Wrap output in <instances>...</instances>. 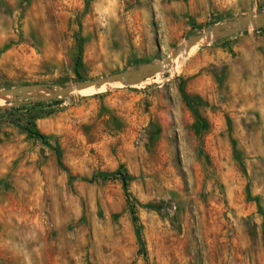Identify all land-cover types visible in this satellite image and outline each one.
<instances>
[{
  "label": "rangeland",
  "instance_id": "1",
  "mask_svg": "<svg viewBox=\"0 0 264 264\" xmlns=\"http://www.w3.org/2000/svg\"><path fill=\"white\" fill-rule=\"evenodd\" d=\"M262 11L264 0H0V90L157 62ZM189 51L140 83L0 103V264H264V27Z\"/></svg>",
  "mask_w": 264,
  "mask_h": 264
},
{
  "label": "water",
  "instance_id": "2",
  "mask_svg": "<svg viewBox=\"0 0 264 264\" xmlns=\"http://www.w3.org/2000/svg\"><path fill=\"white\" fill-rule=\"evenodd\" d=\"M253 25L257 28L264 27V11L260 13H250L242 15L226 24H216L206 31H202L190 37L187 42L177 49L171 55L157 62L141 63L137 67H131L124 71L115 72L109 76H103L98 79L78 81L68 86H60L49 83L37 82L26 83L18 87H12L0 90V97L7 98L11 96L17 104L28 100H51L63 97L76 89L86 86L99 85L105 82L121 81L124 84L140 83L146 78L162 71L166 64H172L173 60L181 53L190 50L196 43L206 39L211 41L217 37L232 36L236 33L245 31Z\"/></svg>",
  "mask_w": 264,
  "mask_h": 264
},
{
  "label": "trees",
  "instance_id": "3",
  "mask_svg": "<svg viewBox=\"0 0 264 264\" xmlns=\"http://www.w3.org/2000/svg\"><path fill=\"white\" fill-rule=\"evenodd\" d=\"M81 56H82V47L80 46V43H79V51H78V56H77V59H76V66H79L80 64V61H81ZM185 96L186 98L188 99L189 98V95L187 93H185ZM47 102L46 100H42V101H38L36 103V105H39V104H43ZM28 130L30 131V133L33 135V136H36V137H39L40 139H42L46 144L49 143L48 140H47V136L42 133L37 127L35 124H33L32 126L28 127ZM122 174V172H115V174ZM69 174V177L70 178H74V179H81L80 176H76V175H72L70 172L68 173ZM100 175H103V176H106L108 175V173L106 172H99ZM122 180L124 181V183L127 182V176L125 174H122ZM136 232H137V236H138V239L140 241L141 244H143V239H142V235H141V230H140V227L139 226H136Z\"/></svg>",
  "mask_w": 264,
  "mask_h": 264
},
{
  "label": "bare ground",
  "instance_id": "4",
  "mask_svg": "<svg viewBox=\"0 0 264 264\" xmlns=\"http://www.w3.org/2000/svg\"><path fill=\"white\" fill-rule=\"evenodd\" d=\"M204 40H206V39H204ZM193 48H194V46H193ZM188 52H190V51L189 50L188 51H185V52L181 53L180 56L181 57H184V56H186V54ZM181 57H179V58H181ZM176 60H177V58H175L173 60V63H174V61L176 63ZM173 63L172 64H166L165 67H164V69L173 66ZM112 83H114V84H121L122 82L120 80L119 81H115V82H105V83L99 84V85L86 86V87L81 88V89H76L75 91H79V92L85 93V94H93V93L102 91L105 87L110 86ZM5 99L6 98H4V97H0V103L4 102Z\"/></svg>",
  "mask_w": 264,
  "mask_h": 264
}]
</instances>
